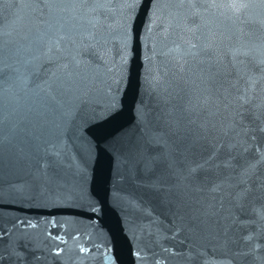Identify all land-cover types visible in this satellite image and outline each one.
Here are the masks:
<instances>
[{"label":"water","instance_id":"95a60500","mask_svg":"<svg viewBox=\"0 0 264 264\" xmlns=\"http://www.w3.org/2000/svg\"><path fill=\"white\" fill-rule=\"evenodd\" d=\"M0 264H264V0H0Z\"/></svg>","mask_w":264,"mask_h":264}]
</instances>
